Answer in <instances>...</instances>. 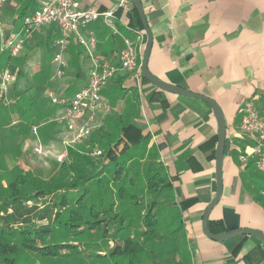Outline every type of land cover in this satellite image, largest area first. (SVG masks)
I'll use <instances>...</instances> for the list:
<instances>
[{
  "label": "crops",
  "instance_id": "crops-1",
  "mask_svg": "<svg viewBox=\"0 0 264 264\" xmlns=\"http://www.w3.org/2000/svg\"><path fill=\"white\" fill-rule=\"evenodd\" d=\"M45 1L5 0L0 12V34L19 32ZM132 1L76 0V7L81 10L94 7L113 11L116 30L100 20L90 23L85 33L96 38L95 48L86 49L72 39L63 54L66 66L60 77L53 61L57 51L54 41L60 35L56 25L35 32L19 56L0 53V109L6 115L0 126L1 153L18 155L25 149L27 139L33 137L34 146L38 141L42 143L43 134L49 136L46 145L51 143L58 150L64 149L66 124L58 120L61 107L49 95L55 92L60 97L71 96L83 87L96 58L114 65L120 63L125 38L134 37L130 25ZM141 3L153 36L148 60L150 73L214 99L225 115L228 148L224 156L223 191L209 216L211 233L237 228L264 232L261 195L264 174L254 161L244 164L239 160V151L245 149L247 142L233 135L240 123L238 108L244 101H253L264 115V0H141ZM5 70L14 76L5 93L14 100L8 106L1 102ZM142 77V73L120 70L104 83L102 96L109 110L98 114L94 123L100 127L75 148L84 151L97 148L92 145V138L101 130L119 131L125 123L141 128L143 135L129 149V157L152 159L168 177L172 190L162 195V202L171 199L169 207L183 205L184 229L179 243L182 242V250L187 247L189 251L187 264H264V244L258 238L236 235L217 241L204 231V212L217 193L218 140L213 138L218 136V123L211 105L163 91ZM17 100L28 102L32 114L40 110L43 118L24 119L26 109L22 113L13 109ZM36 100L40 103L35 109ZM35 126L37 134L32 130ZM32 155L36 161L46 158L36 157L33 150ZM139 170L143 173L142 164ZM237 245L239 248L234 250Z\"/></svg>",
  "mask_w": 264,
  "mask_h": 264
},
{
  "label": "trees",
  "instance_id": "trees-1",
  "mask_svg": "<svg viewBox=\"0 0 264 264\" xmlns=\"http://www.w3.org/2000/svg\"><path fill=\"white\" fill-rule=\"evenodd\" d=\"M131 3L130 25L144 31L135 4ZM142 80L149 82L144 77ZM142 135L141 128L130 123L123 124L119 131H98L92 145L101 150L99 156L91 154L93 149L69 147V159L61 162L49 178L20 167L6 171L3 179L7 185L0 189V264H30L35 258L45 264H81L84 252L74 237L92 232L104 239L117 235L121 240L109 254H92V264H147L156 255V239L167 220L172 228L169 236L180 247L183 205H171L165 213L154 211L158 198L172 190L168 177L152 159L126 156ZM213 139L217 141L218 136ZM132 157L138 165L134 171L128 165ZM110 183L115 185L119 201L112 191L107 194ZM144 189L154 197L149 203L144 194H139L145 193ZM134 224L144 227L136 237L130 233ZM238 248L239 245L234 250ZM179 251L189 261L187 247ZM71 254L75 259L67 261L66 255Z\"/></svg>",
  "mask_w": 264,
  "mask_h": 264
},
{
  "label": "built area",
  "instance_id": "built-area-1",
  "mask_svg": "<svg viewBox=\"0 0 264 264\" xmlns=\"http://www.w3.org/2000/svg\"><path fill=\"white\" fill-rule=\"evenodd\" d=\"M5 0H0V12ZM113 11H101L90 7L84 10L76 7V0H46L34 13L27 18L19 32L13 35L0 34V53L8 52L11 57H17L24 49L25 43L35 32L48 25H56L60 35L54 41L57 51L53 58L57 64V76L64 74L66 61L64 52L71 40L92 50L96 45V38L87 35V26L93 21H102L110 28L116 30ZM1 27V21H0ZM134 37L125 38V47L120 51V63H109L105 59H95L88 75L87 83L75 91L71 96H55L50 93L51 101L59 104L61 111L58 120L66 124V134L63 137L64 149L58 150L55 145H44L40 141L33 146L36 157H53L59 163L69 159V147L88 139L92 132L100 127L95 124V118L103 110H109L108 104L103 100L102 87L112 79L120 70L141 73V54L146 43L145 32L139 28H131ZM14 80L13 74L5 70L1 83V102L8 106L13 99L6 97L8 84ZM240 123L233 132L247 142L245 149L239 151V160L246 164L254 161L259 172L264 174V115L257 109L253 101L246 100L238 108ZM82 121L77 123V120ZM37 134V126L33 128ZM92 155L99 156L101 150L93 149ZM264 198V186L261 190Z\"/></svg>",
  "mask_w": 264,
  "mask_h": 264
},
{
  "label": "rangeland",
  "instance_id": "rangeland-1",
  "mask_svg": "<svg viewBox=\"0 0 264 264\" xmlns=\"http://www.w3.org/2000/svg\"><path fill=\"white\" fill-rule=\"evenodd\" d=\"M6 54V53H5ZM1 72V71H0ZM16 93V92H15ZM14 95V93H13ZM54 95L57 97L59 94L54 92ZM51 100V99H50ZM25 101V100H23ZM36 105H35V109L37 108L38 103H40L39 101H35ZM2 105V104H1ZM22 105V106H21ZM29 108V104L28 102H22V100H17L13 109H15L16 112H20L22 113L23 109H26V111H28L27 115H23L24 119L28 120V121H39L40 119H42L44 116V113L40 112V110H38L36 113L32 114L30 113L31 111L28 110ZM50 115V114H49ZM6 120V115H4L3 111L0 109V126L2 125V123H5ZM2 122V123H1ZM33 130V128H32ZM30 131V128H29ZM30 136V135H29ZM44 139L42 140V143L44 145H46L45 143L48 142V137H45V135L43 134ZM28 140V141H27ZM26 140V147L23 151H21L20 154L18 155H14V154H3L0 151V189L2 190V187L5 188L6 187V183L5 180L3 179V175L5 176V172L6 171H10L11 169L15 168V167H21L23 169H30L32 170L35 174L40 175L44 178H49L51 177L53 174H55V172L57 171L58 168V161L52 157H46L45 159H41L39 161L34 160V158L32 159V150H33V137L32 139H27ZM89 144V143H88ZM48 145H51L48 144ZM90 146V144H89ZM55 147L57 148V146L55 145ZM91 149V148H90ZM89 150V148H88ZM128 156L127 158H129V154L126 155ZM125 156V157H126ZM136 163V159H130L129 160V167L130 169H132L134 171V168ZM105 179H110L109 176L104 175L103 176ZM110 189L108 190L107 194H114V198L116 199V201H119V198L117 197L116 194V187L114 184L110 183ZM114 191V192H113ZM145 192V189H144ZM144 194V198L145 201L149 203V201L151 199H153L154 197H151V195L149 193H147V191L145 193H143L142 191L139 192V194ZM164 198V197H163ZM167 202H162V196L158 198V202L159 205H157L154 209V211L158 212V213H165V211H167L169 209V205L171 204V199H166ZM169 202V204H168ZM168 221V220H167ZM165 222L162 224V227L160 229V233L159 236L156 239L158 248L156 249V255L154 257H151L149 259V262H147V264H187V258H184L185 256H183V254L179 251L181 250V247L177 246L176 247V243L175 241H173V239L169 236V232L171 226L168 227V222ZM179 222V220H178ZM143 225L139 224V225H132V228L130 229V233L133 236H137L138 232H141L143 230ZM111 230L113 231L112 227ZM115 230V228H114ZM109 233H111V231H109ZM182 233V232H180ZM179 234L180 238H181V234ZM75 238L76 244H80L81 245V249L83 250V258L81 260V264H92V254H94L96 251H101L102 253H107L109 254L113 248V245H115L116 243H120L121 240L119 239V237L117 235H109L106 239L101 238L99 234L97 233H85V234H80ZM110 240V241H109ZM175 243V244H174ZM174 244V245H173ZM175 247V249L173 250V248ZM163 248V249H162ZM63 253L67 252V250H62ZM80 255V254H78ZM66 258L68 259L67 261H72L73 259H75V256L73 254L67 256ZM49 263L52 264V262L48 261ZM47 262V263H48ZM30 264H45L44 261H42V259H36L30 261ZM113 264V263H112Z\"/></svg>",
  "mask_w": 264,
  "mask_h": 264
},
{
  "label": "water",
  "instance_id": "water-1",
  "mask_svg": "<svg viewBox=\"0 0 264 264\" xmlns=\"http://www.w3.org/2000/svg\"><path fill=\"white\" fill-rule=\"evenodd\" d=\"M133 2L139 13L146 34V43H145L144 54L142 56V64H141L142 76L163 91L186 96V97L201 99L209 103L217 119V123H218V143L216 148L217 193L213 201L207 206L203 215V228L206 235L211 239L217 241H224L240 234L251 235L258 238L264 244V232L257 229L237 228L220 234L211 233L209 229V216L212 210L214 209V207L220 201L223 191V166H224V156H225L226 141H227V125H226L225 115L220 105L214 99L202 94L194 93L192 91L183 89L181 87L167 83L165 81H162L157 77H155L154 75H152V73H150L148 69V60L153 45V36L150 27L148 25V21L141 0H133Z\"/></svg>",
  "mask_w": 264,
  "mask_h": 264
}]
</instances>
